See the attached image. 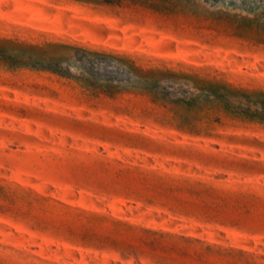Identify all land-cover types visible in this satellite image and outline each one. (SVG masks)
Segmentation results:
<instances>
[{
  "label": "rangeland",
  "instance_id": "1",
  "mask_svg": "<svg viewBox=\"0 0 264 264\" xmlns=\"http://www.w3.org/2000/svg\"><path fill=\"white\" fill-rule=\"evenodd\" d=\"M0 264H264V0H0Z\"/></svg>",
  "mask_w": 264,
  "mask_h": 264
},
{
  "label": "trees",
  "instance_id": "2",
  "mask_svg": "<svg viewBox=\"0 0 264 264\" xmlns=\"http://www.w3.org/2000/svg\"><path fill=\"white\" fill-rule=\"evenodd\" d=\"M103 1L106 4H114L116 2L119 3V0H103ZM79 51L83 52V54L85 55V56L80 57L79 61L82 60V61L91 62V63L95 64L98 62L99 63H105L103 61L104 59L118 60V57L110 55V54H104V53H100V52H94V51H88V50H82V49H79ZM60 73L66 74V72H62L61 70H60Z\"/></svg>",
  "mask_w": 264,
  "mask_h": 264
}]
</instances>
